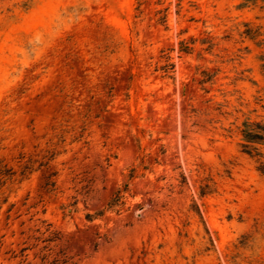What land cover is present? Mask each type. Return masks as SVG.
Here are the masks:
<instances>
[{
	"label": "rangeland",
	"instance_id": "rangeland-1",
	"mask_svg": "<svg viewBox=\"0 0 264 264\" xmlns=\"http://www.w3.org/2000/svg\"><path fill=\"white\" fill-rule=\"evenodd\" d=\"M263 57L264 0H0V264H264Z\"/></svg>",
	"mask_w": 264,
	"mask_h": 264
},
{
	"label": "trees",
	"instance_id": "trees-1",
	"mask_svg": "<svg viewBox=\"0 0 264 264\" xmlns=\"http://www.w3.org/2000/svg\"><path fill=\"white\" fill-rule=\"evenodd\" d=\"M141 3H138V8L140 7ZM137 8V9H138ZM166 11V10H165ZM162 11H158L157 14H160ZM166 22V14L164 13L160 18L156 20L157 24H162ZM262 76L264 78V57L262 58ZM164 72V76L168 77L169 73V65H166L162 68ZM206 76V74H204ZM212 79V76L211 78ZM204 83V82H201ZM240 134L242 136L243 141L245 144L243 145L245 149V153L256 157V161L259 164V171L264 174V162L263 154L260 152L259 148L255 145H264V124L261 122H250L246 120L242 124V129L240 130ZM134 170H132V174ZM56 174L53 173L50 177L55 176ZM49 177V178H50ZM132 177V175L130 176ZM49 178L45 182V187L52 191L55 182L50 181ZM126 191V187L124 190H118L113 194L112 199L107 204V208L105 211H116L117 208L123 206L124 203V193ZM204 194V193H203ZM102 214H97L96 216L99 217ZM87 221H92L93 217L91 215H86ZM32 240L33 243L30 246L24 247L20 250V255L23 257L22 263L24 264H31L32 261L28 260L27 252L36 249L39 245H42L38 248V253L34 255V259H38V263L36 264H68L72 259L71 256H68L64 253L63 249H59L55 252V248L62 245L63 236L62 234L55 230L50 223H47L45 220L41 221V227L37 228L33 231V235L28 238V240ZM67 242V241H64ZM96 249V245H94V250Z\"/></svg>",
	"mask_w": 264,
	"mask_h": 264
}]
</instances>
